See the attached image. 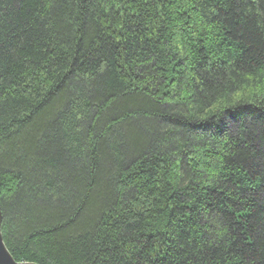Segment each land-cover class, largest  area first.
I'll list each match as a JSON object with an SVG mask.
<instances>
[{"label":"trees","instance_id":"trees-1","mask_svg":"<svg viewBox=\"0 0 264 264\" xmlns=\"http://www.w3.org/2000/svg\"><path fill=\"white\" fill-rule=\"evenodd\" d=\"M0 208L17 262L264 264V0H0Z\"/></svg>","mask_w":264,"mask_h":264},{"label":"water","instance_id":"water-1","mask_svg":"<svg viewBox=\"0 0 264 264\" xmlns=\"http://www.w3.org/2000/svg\"><path fill=\"white\" fill-rule=\"evenodd\" d=\"M2 223H3V218H2V212L0 208V264H36V263H23V262H17L14 260L12 257V254L9 253L5 241L3 242V236H2Z\"/></svg>","mask_w":264,"mask_h":264}]
</instances>
